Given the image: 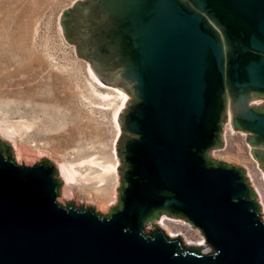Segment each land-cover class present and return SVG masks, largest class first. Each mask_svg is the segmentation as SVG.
Here are the masks:
<instances>
[{
	"label": "water",
	"instance_id": "water-1",
	"mask_svg": "<svg viewBox=\"0 0 264 264\" xmlns=\"http://www.w3.org/2000/svg\"><path fill=\"white\" fill-rule=\"evenodd\" d=\"M94 9L89 53L76 46L77 55L133 97L120 119L133 135L117 146L119 205L103 215L61 204L57 167L18 164L0 138V264H264L262 207L245 168L210 157L224 146L229 106L264 170V106L251 103L264 94V0H97ZM71 10L61 25L76 45ZM165 215L200 229L212 251L169 237L157 224Z\"/></svg>",
	"mask_w": 264,
	"mask_h": 264
},
{
	"label": "rangeland",
	"instance_id": "rangeland-1",
	"mask_svg": "<svg viewBox=\"0 0 264 264\" xmlns=\"http://www.w3.org/2000/svg\"><path fill=\"white\" fill-rule=\"evenodd\" d=\"M81 1L0 0V138L11 146L18 164L48 160L57 167L61 204L93 205L96 212L109 215L119 205L122 160L117 146L121 115L131 97L122 86L100 80L77 55L76 45L64 38L61 17ZM248 135L236 130L228 116L224 146L212 149L210 157L245 168L264 220V170L252 154L259 147L248 143ZM63 166L76 178L68 179ZM104 167L111 170L103 182L84 180L102 174ZM65 188L93 203L63 200ZM98 201L106 208L97 207ZM157 224L169 237L181 235L188 245L203 246L201 252L212 251L201 230L182 218L165 215ZM155 229L148 224L144 232Z\"/></svg>",
	"mask_w": 264,
	"mask_h": 264
},
{
	"label": "flooded vegetation",
	"instance_id": "flooded-vegetation-1",
	"mask_svg": "<svg viewBox=\"0 0 264 264\" xmlns=\"http://www.w3.org/2000/svg\"><path fill=\"white\" fill-rule=\"evenodd\" d=\"M97 2V0H84L81 1L79 3H76L73 7V9L68 13V17H67V34L68 37H70V40H72L73 42L76 43L78 52L80 53V55H85L88 54L89 52H85L83 51V45H82V39L86 36H90V33L88 32L91 29V22H86V16H87V12L86 11H93L95 3ZM95 22V21H93ZM91 63L94 61L93 59H90ZM109 67L105 64V63H100V67L97 68V70L105 76V80H109L111 83H116L118 80L116 78H113L110 74H108L109 72ZM122 84V83H121ZM125 89L127 90V92L130 94V91L128 90V88L122 84ZM130 99L128 101V103L130 101L133 100V97L130 94ZM260 100H263L262 102L259 103ZM127 103V104H128ZM251 103L257 107H263L264 106V94L261 93H252V100ZM127 105L126 107H124L125 109H127ZM124 109V110H125ZM227 116H229V118L232 119V114L230 112V108L228 106V111L226 113V118ZM122 137L120 139V145H119V150L121 149V145L123 144V141H125L126 137L128 135H133L131 133L126 132V130L122 127ZM197 248V247H196ZM199 251L200 248H197Z\"/></svg>",
	"mask_w": 264,
	"mask_h": 264
},
{
	"label": "bare ground",
	"instance_id": "bare-ground-1",
	"mask_svg": "<svg viewBox=\"0 0 264 264\" xmlns=\"http://www.w3.org/2000/svg\"><path fill=\"white\" fill-rule=\"evenodd\" d=\"M127 99H128L127 98V95L125 94V96H124L125 102L127 101ZM90 163H96V162L91 160ZM104 168H105V171L102 174H99V175H97L95 177H88V176H86L84 178V180L91 181L92 179L97 178L99 181L103 182L104 181V175L111 170V167H104ZM62 169H63L64 175L68 179H75L76 178L75 175H74L75 173H73V171H71V170L70 171H67V169H65L64 166L62 167ZM63 195H64V199L63 200H71V199H73V200L77 201L78 204H81V203L84 204L85 203L86 205H88L90 202L93 203L92 200H89V199H86V198H81L78 195H76L75 193H72L67 188H65ZM95 204H96L97 207H99L101 209H105L106 208V205L104 204V202L101 203V202L98 201Z\"/></svg>",
	"mask_w": 264,
	"mask_h": 264
},
{
	"label": "built area",
	"instance_id": "built-area-1",
	"mask_svg": "<svg viewBox=\"0 0 264 264\" xmlns=\"http://www.w3.org/2000/svg\"><path fill=\"white\" fill-rule=\"evenodd\" d=\"M191 224V223H190ZM192 225V224H191ZM193 226V225H192Z\"/></svg>",
	"mask_w": 264,
	"mask_h": 264
}]
</instances>
